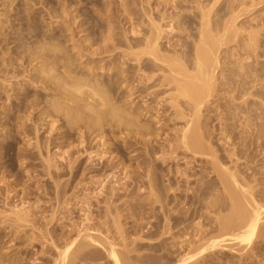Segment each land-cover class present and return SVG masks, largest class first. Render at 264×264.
<instances>
[{
  "label": "bare ground",
  "instance_id": "obj_1",
  "mask_svg": "<svg viewBox=\"0 0 264 264\" xmlns=\"http://www.w3.org/2000/svg\"><path fill=\"white\" fill-rule=\"evenodd\" d=\"M224 1L228 2L229 5L227 8L225 7L226 9H220L219 7L220 10H217V8L220 3H222V0H147L146 2L144 0H129L127 4L124 3V19L122 20L126 21V25H129V28L127 30L124 29V26L121 28L125 30L123 31L125 32L123 37L124 43L121 44L123 38L121 41L118 39L121 42L118 44L124 45L126 50L121 52V54L123 53L121 55L123 58L122 64H118L117 67L114 65L115 69H122L115 75L116 78L110 75V71L114 69L112 63L115 64V60L118 59V57L120 58V54H115L114 49L116 48L113 47L114 45H110L114 48H110L113 49L112 51H110L108 46L110 40L114 37L110 34H118L114 32L117 27L109 28L107 34L110 35L111 39H107L109 35L105 38L108 42L104 45L105 48H102L103 51H101V49V52L97 51L99 53L91 52L92 57L88 59L90 60L89 66L91 64H94V66L92 65L93 67L91 66L88 68L89 72L86 71L88 73L86 75L88 76L87 78L83 76L85 75L83 72L80 77L74 76V71L72 72L70 69L72 64L70 66H63L64 68L62 69L64 70L62 71L61 69L62 72L59 70L58 78L55 79L46 71H36L37 74H40L38 76L35 75L36 78H39L44 85L50 83L49 86L54 88H51L54 90L53 93L56 90V92H61L58 96H60V94L62 95V97L59 98L56 96L55 100L58 98L56 101L52 99L54 100L52 102L51 100L52 108L49 106L50 110L44 106L45 108H42V110L40 109L41 111L39 110V112L47 115L49 111L53 109L52 111L56 113H63L64 116L57 114L58 116L53 117H65V119L62 120H67V122H65L66 124L68 123L70 128L75 130L76 127V130L79 132L81 130L80 137H78L80 138L79 143L78 141V144L76 143V148L78 150L72 146V149L74 147L80 155L77 156L74 161H72V157L71 159L68 158L71 161L68 162L67 171H69L68 173L72 178L78 177L79 175L91 174V177L89 175L90 179H88L89 177H84L89 180L90 184L101 187L99 188V193L96 191L98 193H96L97 196L100 195L101 197V195L107 194L106 200L104 201L106 213L103 211L106 214L105 217L108 218L110 216L109 218L112 217L115 221L117 217V221L120 219L119 217H123L122 220L125 221L129 220V217L132 216L133 218H137L133 215V210L136 211V209L131 210L133 212L132 215L128 214V212L127 214L124 213V215L122 212L123 209L118 205L119 202L125 200L123 199L124 193H128V196L126 194L127 197L130 196L129 193H132L129 190L130 188H127L128 183L122 185L121 182L125 179L131 182L139 181L141 178L138 179V177L142 176L141 173H145L146 171L148 172V179L150 178L149 181L146 178L149 191L145 188L147 183H143V187L148 191L146 194H148L147 196H138V199L134 198L136 202L135 208L139 206L140 213L138 211L139 208H137V211L141 214V212H145V209L147 210L146 207L153 204L156 205L157 203L155 207L160 204L161 215L156 218L157 221L155 220L156 223L152 224V227L149 226V228L151 227L150 229L143 227L142 224L134 225L133 223L132 226L130 224V227L126 228L125 225H120L121 219L118 222L113 221L114 225H112V221L110 222V220H107V222H110L108 224L100 218L103 221L102 223L99 219L102 224L98 221L99 225L97 223V225H91V217L93 216L91 208L94 202L91 204V200L93 199L90 198V196V200L87 198L88 202L87 199L83 200V196L86 195L87 192L81 196L83 201H76L77 203H74L76 206H78V203H81L77 211H79L83 220H80L81 223L79 226H76V224L73 226L74 224H72L73 227L71 229H69L70 226H66L67 230L63 232L60 229L59 231L57 227L55 228V226L62 225L59 223L63 218V215H60L62 213L61 210L64 206L63 210H65V208L68 209L73 205L71 202L73 200L75 202L78 198L74 197V195L71 197V195V199L67 200L68 197L66 198L67 202L66 200L65 202L62 201L67 194V184L61 185V182L58 181L59 183H57L55 182L56 180L54 181L57 183V185L55 184V190L58 197L55 201L58 205L56 204L57 207L55 205L56 208L53 207L54 209H51L52 213L48 216L49 218L46 216L47 207L40 204L41 200L36 206H31L30 204L32 203H29L27 200L28 195L30 196L33 190L28 188L29 190L21 191V195L20 192L15 190V187L14 190H11L7 194L9 197V195L13 193L14 197L12 199L16 200V205H14L12 212L10 211V215H6L9 217L11 216V220L8 219V222L11 224V226L9 225L11 234L9 238L14 235V239L10 241L12 245L8 248V250L11 249V253H4L7 248L4 247L2 250L1 247L3 245H0V264H12L11 262L17 259V255L12 260L7 257L10 255V258H12L11 256L13 255L11 254L14 252H16L14 254L20 255L21 258L26 257V259L29 257V254H32L35 262L37 260L40 261V259L44 260L45 263L43 262L42 264H201V259H203L205 257L204 255L209 253V251L215 253L218 249L229 248L233 250L234 247L235 249L239 246V248H241V245L245 247L238 249L239 253H241L240 250L243 252L246 247L248 249L250 245L251 248L248 250L252 251V242H255L257 238H264V200L261 201L262 197L264 199V194L262 196V192L260 193L262 196L260 199L259 192L257 194L256 190H259L258 188L261 184H259L258 180H254L258 179L255 178L257 176L256 173L254 177V174L250 175L255 172V168L253 167H256L255 163H258L260 158L264 155V64L261 62L264 58V37L261 38L259 34L263 32L260 31V28L261 30L264 28L263 19L256 22V29L252 26L249 27L250 31H248L249 33L247 34L248 38L246 37V39L243 37L245 40L241 39V42H247L242 43V45L245 44L243 45L244 47L240 46V48L234 52L225 53L227 61L225 60L224 64H222L223 61L221 58L223 52L222 48L229 45L233 39L239 38L237 34H240L242 30L240 27H236L239 19L243 17V14L244 16L245 14L247 15V12L257 11L258 8L256 7L261 3L264 4V0ZM154 4L156 7H153ZM105 13L110 14L111 10L108 9ZM110 15L113 14L111 13ZM107 17L110 18L111 16L107 15ZM114 19L116 23L121 24L120 16H116ZM97 24L99 25V23ZM81 25H83V22ZM259 26L263 28H259ZM257 27L259 28L258 30ZM174 33L178 35L172 37ZM176 37L178 40L173 42ZM237 41L240 43V38ZM239 45H241V43ZM117 50L118 47L116 51ZM97 55L106 56L98 57ZM108 57L110 58L109 62L107 61L109 60ZM38 58L39 57H36L34 60ZM78 58L81 61V58ZM106 62L111 64L109 65V69ZM86 64L87 61L83 63L81 61L78 67L82 68L83 65ZM100 64L102 65L97 67ZM77 65L78 63L76 66ZM222 65H227L228 67L224 69ZM73 66L75 65L73 64ZM98 70H104V76L99 75V73H97ZM221 70L222 74H220ZM107 72L108 78L106 79L105 74ZM77 75H79L78 72ZM136 77L140 79L138 81L139 83L134 87L138 91L134 93L133 90L130 89L125 98L123 97L126 99L124 104L121 103L122 101L115 100L113 94H109V91L116 93L121 91L118 87H121L120 89L123 90L131 88L137 82L134 80ZM62 80L66 81V84L61 83ZM133 80L135 81L134 83ZM116 93L115 95H117ZM138 93L139 95H136ZM27 95L28 94L20 96L21 98H18L19 101L16 102L13 107L22 109L25 105L29 106L31 104V106H29L30 109H28L32 111L26 110L27 107H25V113H27V111L28 113L30 112V115L26 114L29 115L27 121L30 122L29 118L31 114V117H33V113L37 111V107L39 109V102L33 101V103L35 102L36 104L32 105L31 101L29 104L27 102L29 95ZM111 95L114 99L111 98ZM135 95L136 97H134ZM117 98L121 99L119 96ZM136 100L138 101L137 105H134ZM161 103H169L171 104L170 106H172L171 108L174 109L170 108L173 110V113L172 118H169L171 124H174L171 126L169 122V126L174 127V130L173 128L172 130L176 135L173 139L171 138L172 140L170 139L171 141L167 142L168 144L165 142L166 145H164V147L167 146L166 149H162L161 152L157 153V143L160 142L158 137L161 134H159L158 131L164 130V127L154 128L155 124H159L160 121H155L154 127L147 125L146 122L148 120L146 122L144 121L146 124H143L144 122H139V117L135 116L139 113L137 112L136 114L135 111L132 112L131 110H135L136 107L139 106L137 110H142L141 113L146 112L145 114L151 113L154 115V110L160 109L158 107ZM55 121L59 120L55 119ZM179 122H182V125L176 128ZM57 123L59 124V122ZM104 125H107L106 127H111V131H113L115 127L125 130L123 133H126V135L122 141L129 143L122 147H118V154L121 156V159L118 161L114 160L115 162H110L106 165L101 163L102 167L99 168L98 166L97 169L96 165L94 168L82 169L83 157L80 158L81 156L85 155V157H89L90 161L93 162L94 160L92 161V157H96L105 150L108 140H106L105 137H101L103 133H98L99 130L103 131ZM169 126H167L168 129ZM73 129H71V131ZM78 131L77 133L79 135ZM70 133L71 132H69V134ZM92 134H96L93 136L94 138L92 141L97 140L96 142L99 141V143H101V146H97L99 148H95L96 146L93 148V145H91L92 141H90L91 143L88 141V137ZM66 135L70 137L68 133ZM67 136L66 138L68 139ZM71 137L69 139H71ZM40 145L41 144L36 141L33 147H37V150L41 153L42 151L39 149ZM45 145L46 144H44V146ZM54 145L57 146L59 144ZM141 145L143 149L145 148L146 154L154 155L155 160L151 163L153 168L148 169L149 165L147 164L148 168L145 172V167L143 166L144 169L142 172L136 169V171H132L135 172V175L128 176V172H130L128 171L124 174L125 177L121 178V174L126 170V164L123 163L122 160H130L127 156L125 157V153H127V155L132 154V152H135L133 148L141 147ZM49 147L50 146H48V148ZM68 152H60L58 158L66 162L68 160L67 157L71 156L69 155L70 153L67 154ZM21 157L23 156L21 155ZM133 157L136 160L140 157V154L136 153ZM40 158L43 159V157ZM184 158L187 160H185L186 167L182 169L181 166L176 163V168H171L170 171L168 170L169 172L165 174V177H167L166 182H168L169 185L167 184L168 187L164 186L166 188H164L163 185L162 187H158L159 194H157V192H155L157 189L155 186L156 183L153 184L151 179L154 169L163 170V165L168 163L167 161L171 160L172 162H177L181 159L184 160ZM81 159L82 161H80ZM243 160H245V162ZM50 161L47 160L48 163H46L45 159V163L48 164V176L51 178L52 176L54 177V175H57V177L64 175L63 173L58 174L57 169L56 171L51 170L54 165L52 166ZM95 162H93V165ZM148 163L150 162L148 161ZM252 164L254 165L252 166ZM258 164H262V161ZM243 165L244 167L242 168ZM89 166H91V164ZM140 167L139 165V168ZM262 169H264V167ZM262 169L260 170L264 172ZM127 170L129 169L127 168ZM133 170H135L134 167ZM158 170L156 172H159ZM58 171H60V169ZM165 171L162 172L165 173ZM118 173H120V175L115 176V174ZM53 177L52 179H54ZM251 179L256 181V184L254 183L255 185L259 184L258 187L253 185V180L251 181ZM263 180L264 179L259 181L263 182ZM1 181L3 180L1 179ZM105 182L107 184L108 182L109 184L113 182L115 185L117 183L120 185L121 183L122 186H119V188L117 187L118 184L116 186L114 185L117 189L112 187L111 190H109L110 192L107 193L108 189L105 188ZM163 182H165L164 179ZM16 183L17 182H15V184ZM86 184H84L86 187H91L88 185V182ZM103 184L104 187L102 186ZM174 184H176V187H173ZM181 184H184L183 188H185V190L181 188ZM262 185L264 186V183H262ZM141 187L139 188L141 189ZM79 188L81 187L79 186ZM144 188H142L141 191H143ZM179 188L185 191V193L183 194V191ZM48 189L50 190V188ZM86 190L87 189L84 191L86 192ZM167 190L172 191V193L174 190L173 195L170 196V194H167L169 193H166ZM120 191H122L123 194ZM135 191H133V193ZM136 193L137 192L133 195L136 196ZM88 195L90 194H87V196ZM95 198L97 197L95 196ZM103 199L104 198H102V201ZM128 200L132 201L131 199ZM61 201L64 202V206L61 204ZM130 201L129 204L131 203ZM185 201L190 209H193L192 212H194V214H196L198 210L200 212L202 211L203 214L205 213L204 216H206L207 212H209V214L213 213L214 215L216 214L215 212L218 211L222 213L226 212L213 216L214 218L216 217L215 225L217 224L219 227V235L216 238H206L205 233L209 231L211 227L209 230H206L208 226L206 225L207 227H205L203 225L205 222H202V219H200L202 223L198 224L199 221H196L197 223L195 222V224H197L194 225L196 226L195 233L191 234V231L189 232V229L192 228L189 219L193 214L191 211H188V208L186 210L183 209L185 206L182 207V210L178 208L182 206L180 204H183ZM129 204H127L128 207L133 205L132 203ZM73 207L75 208L74 205ZM151 208L153 209V207ZM71 209L69 208V211ZM152 209L150 210L152 211ZM183 210L184 212H182ZM177 211H179L180 214L174 215ZM149 213L151 214V212ZM111 214H115L114 216L116 219L111 216ZM140 216H143V214L139 215V217ZM150 216L152 217L153 215ZM102 218L104 217L102 216ZM149 218L146 219L152 221L155 219V217H152L153 219ZM205 220L207 221L208 219L205 218ZM135 221L136 220L133 222L136 223ZM201 224L205 228H203ZM213 225L214 223L211 226ZM211 230L213 231V229ZM60 235L61 237H58ZM168 241L174 242L168 243ZM232 242H235V244L233 243L235 246L231 245ZM36 247H38V251L36 249L34 251ZM1 251H4L3 254ZM249 252L250 251H248V254ZM4 254L6 256H4ZM19 259L20 257H18L17 261H19ZM8 260H11L10 263H7ZM20 263L22 264V262ZM13 264H15V262Z\"/></svg>",
  "mask_w": 264,
  "mask_h": 264
},
{
  "label": "rangeland",
  "instance_id": "obj_2",
  "mask_svg": "<svg viewBox=\"0 0 264 264\" xmlns=\"http://www.w3.org/2000/svg\"><path fill=\"white\" fill-rule=\"evenodd\" d=\"M107 1H109V0H0V245L1 246L3 245L2 247L1 246L0 247L2 248V250L4 249V247L7 248V250H5V252L1 251L2 254H3V252L4 253H6V252L9 253L11 251V249L8 250V248L12 245L10 243V241L12 239H14V235L11 238H9V236L11 235L10 234V229H9L11 224L8 222V219L11 220V216L9 217V216H6V215H10V211L12 212V209H13L14 205H16V200L12 199L14 197L13 193H11L9 195V197H8V194H7L11 190H14L15 187H16L15 190L20 192L21 195H22V192L24 190H27L28 188L33 190L32 194H30V196L28 195V199L27 200L29 201V203H32V204H30L31 206H33V205L36 206V204L41 200L40 204H42L43 206L45 205L47 207L46 208V211H47V215L46 216L48 217V216H50V213H52L51 211L54 208H56L57 205H58V203L55 201V200H57V197H58V195H56V190H55V187H56L57 183L61 182V185L62 184H67V186H66L67 187L66 188L67 194H66V197L63 198L62 201L65 202L67 197H68L67 200L71 199L70 198L71 195H72L71 197H73V195H74V197H78V198H77V200H75V202H74V200L72 201L73 203L71 202V204H73L75 206V208L73 207V205H71L69 207L70 209L72 208L71 209L72 212H71V210L69 211V208L68 209L65 208V210H63V208L65 206L63 204L64 202L61 201L62 202L61 204H63L64 207L62 208V210H61L62 213L60 215H63V218H65L67 222L65 221V219L62 218L61 222H59L62 225L61 226L60 225L59 226H55V228L57 227L58 230L60 229L63 232H64V230L65 231L67 230L66 226H68V227L70 226L69 229H71L73 226H75V224H76V226L80 225V223H81V221L83 219H82L81 214L77 210H78V207L81 206V203H78V206H76L75 204L77 202L86 200L87 198L89 200H90V198L93 199V200H91L92 202L90 201L91 204L94 202L92 204L93 206L91 208V212H92V215H93L92 217L94 218L93 219L91 217V220H92L91 221V225L92 224L93 225H97V224L99 225L98 221L100 222L101 219H103L104 222H107V220H110V222L112 221L111 222L112 225H114L113 224L114 222H118L121 219L120 225H122V226L125 225L126 228L130 227V224L132 226V223L134 225H141L142 224L143 227L149 228V226L152 227V224L156 223V221H157L156 218H158L161 215V210H160V206H159L160 204H158L159 207L158 206L155 207L157 205V203H156V205L153 204V205H149L148 207H146L147 210L145 209L144 213L141 212V214H143V216H140L141 217L140 218L139 217V215H141V214H139L140 213V211H139L140 207L136 206V208H135L136 202L134 201V198L138 199V196H147V194H148V193L146 194V192L149 191V188H147V186H148V181H149L150 178L148 179V177H147V173L148 172L146 170L148 168V165H149L148 169L153 168V165L151 164V163H153L152 161L155 160V157H154L153 154L152 155L146 154L145 153V148L143 149L142 148L143 146L141 145V147H134L133 148V149H135L134 150L135 152H132V154H129L130 157H129V155H127V153H125V157L127 156L128 158H130V160L128 159V161H127L125 159L126 162H125V160H122L123 163L126 164L125 165L126 166V170L123 172V174H121V178L125 177L124 174L126 172H128V171L131 172V174H130V172H128L129 173L128 176H133V175H135V172H132V171H136V169L138 171V169H139V172H142L143 169H144L143 166L145 167L144 172L145 171L146 172L145 173L142 172L141 173L142 176L138 177V179L141 178V180H139L141 182H139L137 180V181H135L136 182L135 183L134 181L133 182L128 181V179H125L124 181L121 182L122 185L128 183V187L127 188H130L129 190L132 193H129V195H130L129 197H127L128 193H126L127 196L124 193V198L123 199H125V200H123L122 202L118 203V205L121 207V209H123V211L121 209L120 210L123 212V214L124 213L127 214V212H128V214L132 215L133 212H134L133 215H135V217H137V218H133V216H132V217H129L130 218L129 220L126 219L127 221H125V220H122L123 217H119L120 219L117 221L118 217L116 219V217L114 216L115 214H111V216L115 217L116 221L112 217L109 218L110 216L108 218H106L105 217L106 208H105L104 201L106 200V197H107L106 195L107 194H105V195L103 194V195H101V197H100V195L97 196V194L100 192L99 188H101V187H97V186H94V184L92 185V184L89 183L88 179H90L91 174H89L90 177H89L88 174L87 175L85 174V175H79L78 177L72 178L71 175L68 173L69 171H67L68 170L67 166L69 164L68 162L71 161L70 160L71 157L73 158L72 161H74V160H76L75 158H77V156L80 155L78 153V151H77L78 149L76 148V145L79 143L80 138H78V137H80L81 130L79 129L80 130V132H79L78 130H76V127H75V130L73 128H70V126H68V123L66 124L67 120H65L66 122L63 121L65 119V117L64 118L63 117H59L61 120L58 117H56V118L53 117V116H58L60 114H61L60 116H64L63 113H59V112L56 113L55 111H52L53 109H51V111H49V113L50 112L51 113L47 114L48 115V118H47L46 114H45L46 115L45 116L44 114H41V112H39L40 109L42 110V108L44 109L45 107H47L48 110H50L51 103L55 100L56 96H58L59 93H61V92H56V90H55V92L53 93L54 90H52V89H54V88L49 86L50 83L47 84V85H44V83L41 82V80L39 78L35 77V75L36 76L40 75V74H37L36 71H39V70L46 71V72H48L50 74L51 77H53L55 79V78H58L59 72L61 71L62 68H64L63 66H65V65H69L70 66L72 64L71 68L70 67L69 68L71 69L72 72L74 71L73 72L74 76L80 77L82 72H83V73H85V75H83V76H85V78H87L88 76H86V75L88 73L86 71L89 72L88 68H90L92 65L94 66V64H91L89 66L90 60H88V59H90L92 57L91 56V52H97V51L101 52V51H103L102 48H105L104 45L107 44L108 40L111 39L110 35L114 36L112 38L114 40L111 39L110 42H109V46L108 45H106V46H108L109 49L113 48V47H115L117 49V47H118L117 51H116V49H114V48L113 49H114L115 54L116 53L120 54V58L118 57V59L115 60V64L112 63V65H113L112 67L114 69L111 70L112 72L110 71V73H111L110 75H113V77H115V75H117L122 70V69H120V70L115 69V67H117L118 64L119 65L122 64V59L123 58L121 57V55L123 53L121 54V52L126 50L124 45H120L118 43L124 37V33L125 32H123V31H125V30H127L129 28V25H126L127 24L126 21L122 20V19H124V16H123V13H124L123 11L125 10L124 3L127 4V1H129V0H111L112 3H111V1H109L111 5ZM144 1L146 2L147 0H144ZM104 3H106V4H104ZM261 4L258 7H256V8H258L257 11H253V12L250 11L251 13L247 12V15L245 14V16H244V14H243V17H241L239 19L236 27L237 28L240 27L242 29L240 31V34H237V36L240 38L241 45H239L240 43L237 41V40H239V38L237 37L238 39H233V41L230 42L229 45L224 46L222 48L223 52H222V55H221L222 56L221 58H222V61H223L222 64H224L225 60L227 61V59H226L227 56H225V53L234 52V51L238 50L240 48V46L244 47L243 45H245V44L242 45V43H244L245 41L241 42V39L245 40L246 37L248 38L247 34L249 33L248 31H250L249 27L252 26V27H255V29H256V26H257L256 22H258L260 19H263V21H264V8H263L264 4H262V5ZM154 5H153V7H156V5L155 6ZM228 5H229L228 2H225L224 0H222V3H220V5L218 6L217 10H220L222 8H225V7L227 8ZM219 7H220V9H219ZM106 8L110 9L111 13L113 15H110L111 13L110 14L105 13L108 10ZM105 9H106V11H105ZM248 13H250V14H248ZM86 14H88V15H86ZM105 14H107V15H109L111 17L108 18L107 15H105ZM116 16H120L121 17V19H120L121 20L120 21L121 24H118V23L115 22L114 18ZM95 21L97 23H99V25ZM82 22H83V25H81ZM123 26H124L125 30L121 29V28H123ZM99 27H100V29H99ZM111 27L112 28L113 27H117V29H115L114 32H116L118 34H110V35L107 34L109 32L108 31L109 28H111ZM260 27H262V26H259V28ZM259 28L257 27V30ZM263 29L261 30V28H260V31L261 32L263 31L262 33H259L261 38L264 37V30ZM242 31H245V32H242ZM176 35H178V34L174 33V35H172V37H174ZM107 36H108V38H107L108 40L107 39L105 40V38ZM243 37H245V38H243ZM177 40H178V38L176 37V38H174L173 42L177 41ZM123 43H124V38H123V42L121 44H123ZM245 43H247V42H245ZM110 45H112V46L114 45V46L112 47ZM113 49H110V51H112ZM99 52H97V53H99ZM88 56H90V57H88ZM97 56H94V57L98 58V57H100L102 55H99L98 57ZM104 56H106V55H103L102 57H104ZM36 57H39V58L34 60V58H36ZM78 57L81 58L82 63L87 61V64L83 65L82 68L78 67L80 65V63H81V61L79 60ZM108 59L109 60H107V61L109 62L110 58L108 57ZM117 60H118V62H117ZM261 62L264 64V58H263V60ZM77 63H78V65L76 66ZM73 64L75 66H73ZM106 64L108 65L107 67L109 69V65H111V64H109L107 62H106ZM101 65L102 64L98 65L97 67H99ZM114 65H115V67H114ZM222 67H224V69H225L228 66L227 65L226 66L222 65ZM63 70L64 69H62V71ZM81 70H84V71H81ZM77 72H78L79 75H77ZM97 73H99V75H101V76L102 75L104 76L105 71L104 70H98ZM220 74H222V70L220 71ZM107 76H108V72L105 74V78L106 79L108 78ZM81 78H83V77H81ZM103 80H104V78H103ZM134 80H136L137 82L131 88H126V89H124L125 90L124 91L123 89H120L121 87H118V89L121 90V91H118L117 93L113 92V91H109L110 92L109 94H113L115 100L122 101L121 103L124 104L126 102L125 101L126 99H124V98H125V96L127 95L128 91L130 89H132L134 93H136V91H138L134 87H135V85H137V83H139L138 81L140 79H138L136 77ZM134 80H133V83L135 82ZM140 82H142V81H140ZM61 83L66 84V81L62 80ZM111 92H113V93H111ZM25 93L29 95V96L27 95L28 98H29V99H27L28 103L32 101V105H33V104H36L35 102L33 103V101L39 102L38 103L39 104V109L37 107V111L33 113V115H34L33 117H31L32 116V114H31V116L29 118L30 122L27 121V119H28L27 117L30 115L29 114L30 112L28 113V111H27V113H25L26 110L30 109L29 108V106H31L30 103H29L30 104L29 106L25 105V107H27V109L25 107L22 108V109H20L18 107H17L18 109L13 107L14 104H16V102L19 101L18 98L20 96H25L26 95ZM63 93H64V91H63ZM115 93L117 95H115ZM136 95H139V93L136 94ZM136 95L134 97H136ZM113 96L111 95L112 99H114ZM118 96L121 97V99L117 98ZM59 97H62V95L60 94V96H58V98ZM122 98H123L124 101L122 100ZM52 99H54V100H52ZM51 100H52V102H51ZM137 102L138 101L136 100V103L134 102V105L135 104L137 105ZM28 103H27V105H28ZM170 105L171 104H169V103H161V105L158 107L161 110L160 109L154 110V112H155L154 115L151 114V113L150 114H145L146 112L141 113L142 110H137L138 109L137 107H139V106H137L135 110L134 109L131 110L132 112L135 111L136 114H137V112L139 113L138 115H135V116L139 117L138 118L140 120L139 122L143 123L144 121L146 122L148 120L146 122L147 125H149V126L151 125V127H152L154 125L155 121L156 122L160 121L159 124H157V125L155 124V127L154 126L153 127L154 128H156V127L157 128L158 127H164L165 131L164 130H162L160 132L158 131V133L159 134L161 133V134L158 137L160 142L157 143V153L161 152L162 149H166L167 146L164 147V145H166L167 142L171 141L174 138V136L176 135V134H174V131H173L174 127H171L174 123L171 124L170 119H169V118H172V113H173V110H174L173 108H171L172 106H170ZM167 107H169V108H167ZM170 108L173 109V110H171ZM29 111H32V110H29ZM157 111H158V113H157ZM54 113H56V114H54ZM26 114H29V115H26ZM52 117H53V120H52ZM54 118L56 120L58 119L59 121H55ZM140 118H142V119H140ZM30 119H32V120H30ZM53 121H55L56 123L53 122ZM57 122H59V124ZM145 122L143 124H146ZM169 122H170L171 126H169L170 125ZM181 123L179 122V124H178V126L176 128L180 127L182 125ZM106 126L107 125L103 126V129H102L103 131H101V130L98 131V133L99 132L103 133V135L101 134V137H105V139L108 140V144H107V146H105L106 147L105 150H103V152H101L102 155L99 154L96 157H92V161L93 160H94L93 162L96 161L94 163V165H93V162L90 161L89 157H87V156L85 157V155L81 156L80 158L83 157L82 158L83 161H82V159L80 160V161H82V169L94 168L95 165H96V169H97L98 166H99V168L102 167V164L106 165V164H109L110 162H115V161H118L119 159H121L120 158L121 157L120 154H118L119 153L118 147H122L123 145H125V144L127 145V143H129V142L126 143V142L122 141L124 139L125 135H126V133H123V131L125 132V130H122V128L119 129V128L115 127V128H113V131H115V132H113V131H111L112 130L111 127H106ZM167 126H169L170 130L168 129ZM57 128H58V130H57ZM172 128H173V130H172ZM71 129H73L74 131L73 130L71 131ZM166 129L168 130V132H167ZM77 131L79 132V135H78ZM120 131H122V132H120ZM69 132H71V133L69 134ZM65 133L66 134L68 133V135L70 137L72 135L71 139H69L70 137H68ZM96 134H92L90 137H88L89 140L88 139L87 140L89 142L92 141L93 138H94L93 136H95ZM66 136L68 137V139L70 141L66 138ZM76 136H77V138H76ZM63 137H65V138H63ZM48 138H49V140H48ZM61 138H63V139H61ZM72 139H73L74 142L72 141ZM166 139H167V141H166ZM119 140H121V141H119ZM36 141L41 144L40 148H39L42 151L41 153H40L39 150H37L38 149L37 147L36 148H34L35 146L33 147V144H35ZM77 141H78V143H77ZM96 141L95 140L92 141L91 145H93L92 146L93 148L95 146H96L95 148H99L97 146H99L101 144V143H99V141L98 142H96ZM69 142H70L71 145L69 144ZM161 143H162V145H161ZM12 144H14V145H12ZM44 144H46V145L44 146ZM54 144H59L61 146H59V145L56 146ZM48 146H50V147L48 148ZM69 146H71V147H69ZM72 146H74L77 150L74 147L72 149ZM63 150L66 151V152L69 151L67 154L70 153L69 155H71V156L67 155L69 157L66 156L67 159L70 158L66 162L63 161L62 159L58 158L60 156V152H64ZM72 150H73V152H72ZM39 153H40V155H39ZM136 153L140 154V157L135 160V158L133 156ZM21 155L23 157H21ZM40 157H43V159L40 158ZM263 157H264V155H263ZM263 157H261V158H263ZM150 158H151V161H150ZM152 158H154V159H152ZM261 158H260V161H258V163H261V161H262V164L255 163L256 167L253 166L254 164H252V166L255 168V170H254L255 172L254 173L251 172L252 174H250V172H249L250 175L254 174L253 177L256 176V175L258 176V177L257 176L255 177V178H258V179H254V180H258L259 184H261V185L258 184L259 185V188H258L259 190H256L257 194L259 192V196H260L259 198L260 199H261V197L264 194V188H263L264 186L262 185V183H264V180H263V182H260L262 179H264V172L260 170V169H262L264 167V163H263L264 162V158L263 159H261ZM45 159H46V163H48L47 160L48 161H50V160L52 161V162L50 161V163L52 164V166L53 165L54 166L52 167L53 169L51 168V170L56 171V169H57L58 174H62L63 173L64 175H62L60 177L58 176L59 178L57 177V175H54V177L52 176L54 179H52V177L50 178V176H48V172H47V169H48L47 165L48 164L45 163ZM147 160L150 163H148ZM185 160H186V158H184V160L181 159V160H179L177 162H172L170 160V161H167L168 163H165L163 165V170L162 169H159V170L158 169H156V170L154 169L153 175L151 174L152 175L151 179H152V183L153 184L156 183L155 186H156L157 189H156L155 192H157V194H159L158 187H162V185H163V187L164 186L168 187V185H169V183L166 182L167 181V177H165V174H167L170 171L171 168L172 169L176 168L175 167V166H177L176 163H178L181 166V168L184 169L186 167V161H187V160L186 161ZM159 161H161V160H159ZM243 161L245 162V160H243ZM84 162H86V163H84ZM88 162L91 164V166H89L90 164ZM57 164H58V166H57ZM139 165L141 166L140 168H139ZM146 165H147V167H146ZM257 165H259V166H257ZM260 165H262L263 167L260 166ZM54 167H55V170H54ZM58 167H60V168H58ZM133 167H134L135 170H133ZM243 167H244V165L242 166V168ZM258 167H260V168H258ZM62 168H64L65 170L62 169ZM127 168L129 170H127ZM45 169H46V171H45ZM59 169H60L61 172L58 171ZM157 170L159 172H156ZM161 170L162 171L166 170V171L164 173ZM262 170H264V169H262ZM45 172L47 173V175H46ZM255 173H256V175H255ZM143 174H145V175H143ZM117 175H120V173L115 174V176H117ZM162 175H164V176H162ZM81 176H82V178H81ZM84 176L86 178L87 177H89V178L86 179ZM156 177H157V179H156ZM146 178L148 179V181H146L147 180ZM251 178H252V176H251ZM1 179L3 181H1ZM83 179H84V181H83ZM163 179L165 180V182H163ZM109 180H111V179H109ZM252 180L253 179H251V181ZM254 180L252 181L253 185L256 184V181H254ZM54 181L57 182V183H55ZM86 181L88 182V185H90L91 187H89V186H87L88 188L86 187V185H87ZM115 181H117V180H115ZM15 182H17V183L15 184ZM90 182H91V180H90ZM121 183H120V185L117 183L118 184V185L116 184L117 187H119V186L121 187L122 186ZM143 183L144 184L147 183V185H145V188L148 191H146V189L143 187L144 186ZM69 184H71V185H69ZM84 184H86V185H84ZM104 184L102 185L103 187H104ZM106 184H105V188L108 189L107 193L110 192L109 190H111L112 187L114 188L116 186L113 182L111 184H109V182H108L107 185ZM78 185L81 188H79ZM175 185L176 184H174L173 187H176ZM258 185H255V186L258 187ZM47 187L50 188V190ZM117 187H115V188L117 189ZM139 187H141V189L144 188L145 191L144 190L141 191V189ZM166 187H164V188H166ZM183 187H184V184L182 185L181 188H183ZM89 188H90V190H89ZM181 188H179L181 191L185 190V188H183V190ZM79 189H82L83 191L79 190ZM85 189H87L86 192L84 191ZM135 189H136V191H135ZM89 191H90V193H89ZM133 191L137 192L136 196L133 195V194H135V192L133 193ZM120 192L123 194L122 191H120ZM142 192H144V193H142ZM164 192H165V190H164ZM167 192H169V193H167ZM261 192H262V196L260 194ZM86 193L90 194V195L87 196ZM166 193L170 194V196H171V195H173L174 190H173V193L170 190H167ZM184 193H185V191H183V194ZM83 194H86V195L83 196ZM92 194L93 195L96 194V195L93 196ZM81 196H83V200H82ZM89 196H90V198H89ZM95 196L98 199L95 198ZM84 197H85V199H84ZM99 197H100V200H99ZM102 198H104L103 201H102ZM127 198L131 199L134 203L132 201L128 200ZM88 199H87V202H88ZM67 200H66V202H67ZM263 200L264 199L262 197L261 201H263ZM124 201H125V203L127 201V203L125 204ZM129 201L133 205H130L131 203L129 204ZM101 203H103V204H101ZM186 203L187 202L185 201L183 203L185 205H183V204H180L182 206L178 205L179 206L178 208H180L182 210V207L185 206L183 209L186 210L188 208L189 209L188 211L192 212L193 209H190L189 205H187ZM123 204H125V205H123ZM127 204H129L130 207H128ZM55 205H56V207H55ZM121 205H123L124 207L121 206ZM132 207H134V208H132ZM151 207H153V209ZM137 208H139L138 209L139 213L137 211ZM155 208H157V209H155ZM132 209H136V211L133 210V212H132L131 211ZM150 209H152V211ZM147 211L151 212V214L149 212H147ZM155 211H157V212H155ZM136 212L138 213V215H137ZM159 212H160V214H159ZM182 212H184V210ZM148 213L150 215H153L152 217L153 218L155 217V219H153ZM200 213H201V215L203 214V212L202 211L200 212L199 210L197 211L196 214H194V212H192L193 215L189 219V223H190V226H192V228L189 229V232L191 231V234L195 233L196 226H194V225H197V224H195L196 221L197 222L199 221L198 224L202 223V222H205V223H203V225L205 227L208 226L207 227L208 229H206V230H209L210 227H211V229H213V231L210 229L209 231H207L205 233L206 234L205 235L206 238H208V239H209V237H210V239L216 238L219 235V227L217 226V224L215 225L216 217L214 218L213 216H215L216 214L217 215L221 214L222 212L221 211L215 212L216 213L215 215L213 213H210L211 214L210 215L209 212H207L206 213L207 217L204 216L205 213L202 215L203 217L200 215ZM224 213H226V212H223L222 214H224ZM154 214H155V216H154ZM176 214L179 215L180 214L179 211H177L174 215H176ZM64 215H65V217H64ZM147 215L149 217H151V218H149ZM97 216H98V218H97ZM102 216L105 219L102 218ZM145 217L149 218V219H153V221L152 220H147ZM205 218H207L208 220L206 221ZM200 219H202L201 220L202 222H200ZM134 220H136L135 221L136 223L133 222ZM190 220H193V221H190ZM71 221H73V222H71ZM103 221H102V223H103ZM143 221H145V222H143ZM110 222H107V223L109 224ZM125 222L127 224L128 223L129 224L127 225ZM102 223L100 222V224H102ZM122 223H124V224H122ZM213 223H214V225L211 226ZM72 224H74V225L72 226ZM203 225H202V227L205 228ZM207 233H209V234H207ZM58 237H61V235L58 236ZM255 238H257V237H255ZM171 242H174V241H168V243H171ZM233 243L235 244V242H232L231 245L235 246V245H233ZM252 244H253L252 245V248H253L252 251L248 250L249 248H251V245H250V247L248 246V249H247V247L244 248L245 250L243 249L244 250L243 252L240 250L241 253H239L238 249H241L242 247H245L243 245H241V248H239L240 246L236 247L237 249H235V247L234 248L232 247L233 250L227 248V249H218L217 251H215V253L209 251V253H206V255H204L205 257L203 259H201V262L203 264H210V263H212V264H220V263H222L223 264L224 261H225L224 264H227L228 262H229L228 264H230L231 262H232L231 264H233V263L234 264H240L242 262H243L242 264H244V263H246V264H264V238L263 239L262 238H257V239H255V242H252ZM35 249L38 251V247L34 248V251H35ZM248 251L251 252V254L249 252L250 255L248 254ZM14 253H16V252H14ZM14 253L11 254V255H13V256H11L12 258H10V255L7 257L8 259L12 260L17 255L16 256L17 259L12 261L11 262L12 264L14 262H15V264H19L20 262H22V264H40V263L42 264L43 262L45 263V261L42 260V259H40V261L37 260L35 262L33 260L32 254L31 255L29 254V257L26 259V257L22 256L23 258H21L20 255L14 254ZM242 255H244V256H242ZM4 256H6V255L4 254ZM18 257H20L19 261H17ZM11 260H8L7 263H10ZM227 260H229V261H227Z\"/></svg>",
  "mask_w": 264,
  "mask_h": 264
}]
</instances>
